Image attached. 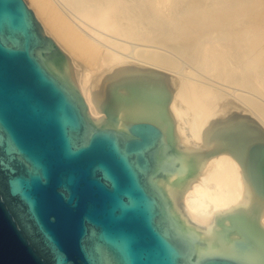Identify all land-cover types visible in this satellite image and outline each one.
<instances>
[{
	"label": "water",
	"instance_id": "1",
	"mask_svg": "<svg viewBox=\"0 0 264 264\" xmlns=\"http://www.w3.org/2000/svg\"><path fill=\"white\" fill-rule=\"evenodd\" d=\"M72 55L38 0H0V264H264L261 127L178 154L165 87L100 77L94 122ZM213 156L240 161L254 221L225 213L192 231L159 182L182 197Z\"/></svg>",
	"mask_w": 264,
	"mask_h": 264
},
{
	"label": "bare ground",
	"instance_id": "2",
	"mask_svg": "<svg viewBox=\"0 0 264 264\" xmlns=\"http://www.w3.org/2000/svg\"><path fill=\"white\" fill-rule=\"evenodd\" d=\"M38 2L53 30L65 36L67 54H73L71 83L94 122H103L95 81L122 77L165 87L178 154L225 151L228 146L218 141L231 134L255 133L256 126L264 132V0ZM159 184L192 231L209 230L213 218L225 213L245 211L254 221L253 190L232 156L205 160L182 197ZM263 221L261 202L256 227Z\"/></svg>",
	"mask_w": 264,
	"mask_h": 264
}]
</instances>
